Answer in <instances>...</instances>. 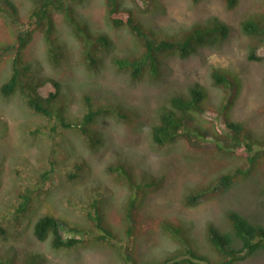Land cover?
Listing matches in <instances>:
<instances>
[{"label":"rangeland","instance_id":"374dc122","mask_svg":"<svg viewBox=\"0 0 264 264\" xmlns=\"http://www.w3.org/2000/svg\"><path fill=\"white\" fill-rule=\"evenodd\" d=\"M120 2L159 36L212 16L229 32L222 43L185 58L173 49L156 52V62L134 79L112 58L139 59L143 42L126 27L111 26L105 0H77L69 16L54 9L41 26L31 17L36 0H0V86L16 60L30 87L38 85L44 97L57 92L45 115L19 88L10 95L0 91V264L15 252H35L43 264H151L187 248L209 259L202 264H221L209 225L222 228L233 208L264 215V42L254 48L258 41L240 26L245 15L264 12V0H238L233 7L223 0H157L158 7L150 0ZM79 25L82 36L75 32ZM88 30L107 34L110 43H90L83 34ZM19 34L26 35L22 45ZM252 51L258 58H250ZM215 67L232 82L214 84ZM50 77L59 80V90ZM194 83L205 92L200 108L184 132L156 144L153 128L170 98L188 96ZM103 109L108 111L84 121L88 111ZM229 118L243 123L241 136L258 154L253 162L219 148L231 141ZM225 173L237 179L228 190L188 201ZM45 214L78 229L61 232L81 241L54 247L51 235L36 238L34 223ZM259 219L264 223V216ZM233 264H264V254Z\"/></svg>","mask_w":264,"mask_h":264},{"label":"trees","instance_id":"16d2710c","mask_svg":"<svg viewBox=\"0 0 264 264\" xmlns=\"http://www.w3.org/2000/svg\"><path fill=\"white\" fill-rule=\"evenodd\" d=\"M77 0H36V7L31 13V17L34 22L41 26L45 20L52 17L51 12L54 9L64 10L67 14L71 15V12L75 11L74 4ZM149 1V0H148ZM157 0H150V5L158 7ZM193 3H197L199 0H191ZM227 7H233L238 0H223ZM8 2V1H7ZM149 5V6H150ZM149 6L145 10H149ZM105 8L108 22L111 26L121 27L124 26L128 29L130 34L135 38L142 40L143 53L139 59L129 60L128 58H117L115 55L112 60L120 69L129 68L131 71V77L137 78L144 71L147 64L152 66L156 62V52L167 51L170 49L176 50L177 55L182 58L189 56L190 54L198 52L201 46L216 45L226 40L229 25L220 20L216 16L208 17L203 21L194 22L191 25L183 28L176 34H162L159 36L158 32L151 26L143 24L135 15V12L122 5L120 0H105ZM50 17V18H49ZM240 26L243 32L247 35L255 38L258 43L253 47L256 48L264 42V12H253L251 15H245L240 21ZM80 25L75 28V32L82 36V32L79 30ZM44 33H49V28L44 29ZM87 36L90 43L96 42L97 39L103 45L110 43V38L107 34L92 33L88 30L83 33ZM20 45L26 41V35L19 34ZM250 58H258L254 51L249 55ZM211 77L214 84L225 85L231 83V79L228 74L222 69L215 67L211 71ZM51 83L55 84L56 90H59V80L50 77ZM29 86V81H24L19 74L17 68V61H14L13 70L9 78L4 81L0 86V91L3 95H10L16 93L19 88L21 95L25 97L28 105L35 111L41 112L45 115L51 114V99L55 97L56 93H50L44 97L36 88ZM28 87V89H27ZM205 92L201 85L194 83L189 89V95H174L170 98V105L160 115V122L153 128V140L158 145H164L176 138L179 132H184L185 124L192 118V111H196L200 108V102L204 97ZM106 112L108 109L103 110H90L84 117L85 122L93 121V118L100 112ZM226 125L232 130L231 141H223L221 147L233 149L239 153L247 155L249 160L253 162L257 157V152H252L254 146L252 142L245 140L242 136L243 123L241 121L228 119L225 121ZM189 135V134H186ZM190 136V135H189ZM188 136V138H189ZM192 145H195L193 141L189 139ZM252 152V153H251ZM113 167V166H112ZM235 173H225L217 178V181L206 187L201 188L188 195L189 202H198L202 197L212 193H223L228 190L236 182ZM263 195L261 199L264 205V187L260 190ZM26 200L22 201L19 209L25 208ZM130 204H133L131 200ZM264 213V211H263ZM131 214V209L128 211ZM264 216L260 214H248L240 209H229L228 213L225 212L226 223L220 226L209 225L208 237L213 246L221 254V264H233L237 261L244 260L250 256H254L259 253L264 254V223L259 217ZM97 221L100 217L96 216ZM100 226V224L98 223ZM166 226L172 227L171 224ZM105 230L102 226H100ZM74 229L63 221L59 220L52 214H45L40 216L34 223L33 232L36 238L39 240L46 239L51 235V243L54 247L61 246H73L81 241V237L71 236L64 237L62 229ZM174 228V227H172ZM4 233V229L1 228ZM105 235H99L100 238H104ZM35 253V252H34ZM26 255L23 257L20 252L19 256L14 253L12 257L9 255L6 258H1V264H43V259L36 260L35 255ZM16 255V257H15ZM40 257H42L39 254ZM201 260L207 261V257L191 248H187L185 251L180 250L174 256L164 257L159 263L151 264H202ZM217 264V262H212Z\"/></svg>","mask_w":264,"mask_h":264}]
</instances>
